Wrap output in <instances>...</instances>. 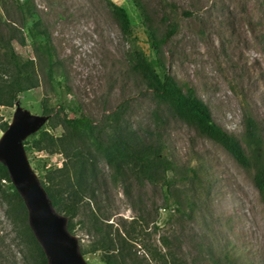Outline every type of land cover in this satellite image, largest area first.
Masks as SVG:
<instances>
[{
	"label": "rangeland",
	"instance_id": "374dc122",
	"mask_svg": "<svg viewBox=\"0 0 264 264\" xmlns=\"http://www.w3.org/2000/svg\"><path fill=\"white\" fill-rule=\"evenodd\" d=\"M27 1L0 0V34L22 35L23 42L11 38V45L23 59H33L39 86L21 92L11 106L1 105L0 123L13 124L17 109L43 117L21 140L38 182L65 160L57 147L54 152L26 149L43 129L63 135V117L81 113L101 123L124 103L126 119L142 136L161 138L172 169L162 185L131 176L128 193L122 183L100 180L96 185L102 204L112 208L109 222L120 216L131 220L142 210L149 221L144 239L157 243L168 236L172 249L188 264H223L230 258L232 264H264V200L255 185L256 159L246 135L251 115L262 134L264 160V0H140L149 26L133 0ZM19 4L25 5V23ZM114 5L129 13L127 26ZM174 19L177 32L156 53L150 33L161 39ZM39 28L46 31L49 46ZM139 50L158 58L162 67L157 70L169 72L184 92L191 88L208 105L213 120L239 139L253 164L241 166L220 143L145 91L134 64ZM49 54L50 71L45 59ZM5 133L0 127V142ZM97 169L111 172L101 157ZM11 192L10 182L1 179L0 264H39L8 211ZM155 206L160 207L157 215ZM69 234L85 264H104L102 253L90 249V237L81 225Z\"/></svg>",
	"mask_w": 264,
	"mask_h": 264
},
{
	"label": "trees",
	"instance_id": "16d2710c",
	"mask_svg": "<svg viewBox=\"0 0 264 264\" xmlns=\"http://www.w3.org/2000/svg\"><path fill=\"white\" fill-rule=\"evenodd\" d=\"M142 11L147 26L148 15L143 10L140 0H133ZM26 4L28 1L26 0ZM24 4H19L23 23L27 12ZM119 13V20L124 25L129 24V13L123 7L114 5ZM31 12V11H30ZM35 14V11L31 12ZM189 13V12H187ZM37 25L39 21L35 22ZM178 30V21L168 23L161 39L150 33V43L156 53L159 45L175 34ZM38 33L44 35V45L49 46L46 31L39 28ZM11 38H20L21 34H0V106H11L17 96L23 91L39 86V77L33 59H23L13 51ZM49 50V49H48ZM51 54L45 57L49 71L52 67ZM41 61V60H39ZM135 67L140 72L145 91L150 92L159 104H164L172 113L184 119L187 123L205 135L220 143L224 149L241 165L248 167L253 164L250 155L241 145L239 139L227 133L217 124L211 115L208 105L189 88L186 92L169 73H160L157 69L162 67L158 58H150L142 50L137 51ZM124 103L119 104L110 111L103 122H96L92 117L81 113L70 118L63 117L66 132L63 135L49 133L47 129L40 132V137L33 140L27 150L50 149L54 152L58 148L64 155L62 166L47 171L41 181L54 209L67 218L68 232H74L77 224L85 229L90 237V249L102 253L104 264H188L172 249L168 236H161L157 243H151L144 238V232L149 225L148 219L140 210L131 220L120 216V220L111 221V206L102 204V192L97 183L106 182L108 178L114 183H122L127 191L126 181L135 176L141 182L148 181L153 184L167 183L166 172L172 169L171 160L164 153L163 142L160 137L147 138L136 130L125 116ZM157 120L161 116L155 112ZM1 129L8 127L7 122L0 123ZM257 120L248 115L246 118V135L249 139V149L255 157L256 170L254 173L255 185L264 200V160L261 159L262 134ZM110 167V173L97 169V158ZM10 182L12 201L8 211L12 212L26 237L39 257V264H48L41 243L37 240L29 224L28 209L18 189L11 182V175L4 162L0 161V180ZM83 200H80L82 199ZM78 199V200H77ZM81 201V202H80ZM159 206H155L154 213L158 214ZM82 215L79 220L77 217ZM153 228L156 230L155 223ZM149 237L151 234L146 233ZM84 252L85 248H81ZM232 259L223 264H232ZM219 264L221 262L219 261Z\"/></svg>",
	"mask_w": 264,
	"mask_h": 264
},
{
	"label": "water",
	"instance_id": "95a60500",
	"mask_svg": "<svg viewBox=\"0 0 264 264\" xmlns=\"http://www.w3.org/2000/svg\"><path fill=\"white\" fill-rule=\"evenodd\" d=\"M15 116L17 120L5 129L6 136L0 142V157L24 199L30 227L49 258L48 264H85L75 238L66 228L67 218L54 209L22 151V138L33 132L43 117L20 109L16 110Z\"/></svg>",
	"mask_w": 264,
	"mask_h": 264
}]
</instances>
